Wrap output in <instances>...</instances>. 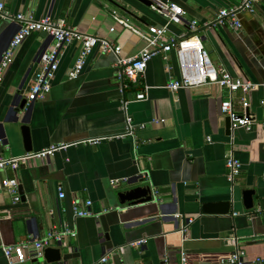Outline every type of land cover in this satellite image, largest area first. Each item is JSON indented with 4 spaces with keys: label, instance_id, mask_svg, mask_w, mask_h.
Here are the masks:
<instances>
[{
    "label": "crops",
    "instance_id": "crops-1",
    "mask_svg": "<svg viewBox=\"0 0 264 264\" xmlns=\"http://www.w3.org/2000/svg\"><path fill=\"white\" fill-rule=\"evenodd\" d=\"M0 1L9 13L0 17V56L20 27L12 18L18 13L33 14L36 19L65 17L80 32L119 43L121 57L137 54L145 42L116 16L142 30L168 21L163 12L141 0ZM164 1L175 2L186 11L183 22L169 24L168 36L187 33V22L197 20L196 35L214 65L258 86L230 93L218 84H205L173 93L166 85L181 76L174 50L167 59L153 56L138 82H133L121 77L116 55L103 53L99 47L90 54L82 73L70 79L81 46L66 44L51 92L35 101L30 111L32 151L123 133L126 114L135 124L146 126L136 128L134 136L71 145L53 156L32 159L18 170L3 169L0 180L17 178L21 199L14 202L3 185L0 187V213L7 212L0 216V264H9L3 246L20 241L31 242L23 264H94L106 254L111 264H182L183 254L187 264H227L235 250L233 237L245 252L246 264H264V2L257 3L254 12L242 14V25L236 28L230 19L220 26L209 24L220 9L242 0ZM48 42L42 32H33L4 71L0 156L28 152L21 133L23 124L8 120L9 107L19 91L27 95L38 68L37 56L50 46ZM140 92L146 98L136 100ZM229 97L239 112L246 98L257 123L251 130L234 131L235 154L243 167L234 183L233 211L205 213L206 203L232 198L225 164L232 129L227 128L221 113V103ZM140 173L148 177L152 201L120 204L117 198L109 200L116 188ZM59 187L65 193L63 198ZM250 188L256 190L255 207L248 210L242 192ZM87 200L92 201V215L77 216L74 207H85ZM189 219L193 221L188 225ZM187 225L186 233H181ZM64 228L77 235L62 242V262L48 263L44 254L33 257L34 241L51 229ZM143 238L145 244H131Z\"/></svg>",
    "mask_w": 264,
    "mask_h": 264
},
{
    "label": "built area",
    "instance_id": "built-area-1",
    "mask_svg": "<svg viewBox=\"0 0 264 264\" xmlns=\"http://www.w3.org/2000/svg\"><path fill=\"white\" fill-rule=\"evenodd\" d=\"M152 7L163 12L168 21L163 26L150 25L147 30H142L134 26L128 19L122 16H116L117 21L124 27L134 30L145 42V46L135 55L129 57H121L122 46L108 38L99 35H90L80 32L70 26L65 17L57 19L51 16H46L40 19L33 17V14L18 13L13 19L19 23L20 27L17 33L10 41L7 49L3 53L0 61V83L3 81L4 71L14 61L16 49L22 42L33 32H47L54 37L53 43L41 54L38 68L34 74L33 81L27 92L29 102L43 100L51 92L53 82L56 78L57 71L60 65V56L66 44L77 43L81 46L78 59L69 71V78H77L83 71L90 54L94 48L99 47L103 53H113L117 57V63L121 68L120 74L124 78L126 76L133 82H138L139 78L144 74L148 61L156 55H163L168 58L170 51H175L177 54L180 73L179 79L171 80L166 87L175 92L180 89L196 88L205 84H218L221 87L227 88L230 93L242 89L244 92L257 87L258 85L249 80L242 81L233 77V75L225 67H217L212 62L207 49L202 45L201 38L196 35L199 28L197 20L193 19L187 22L188 32L175 37L168 36V26L172 22L181 23L184 21L186 11L175 2L164 0H151ZM264 2V0H242L238 5L231 8H222L219 10L216 21L224 24L227 19L231 20V24L236 28L241 27V23L237 19V15L242 12H254L256 4ZM9 16L6 10L5 3L0 1V17ZM115 28H111L113 32ZM146 98L145 92H140L136 96V100ZM244 108L241 112L234 108L232 97L223 100L221 103V112L224 116L230 117L233 129L251 130L254 124L257 123L255 115L248 112L249 103L246 98H243ZM158 121V120H156ZM145 124H135L132 116L126 114V128L123 133L97 136L85 139L83 141L72 143H57L39 150L29 151L21 155L3 157L0 156V172L3 169L11 168L18 170L22 165L28 164L32 159L47 158L55 155L56 152L64 150L71 145L79 143L99 144L105 140L114 138H123L125 136L135 135L136 128H145ZM225 164L227 169V178L233 184L238 179L242 172L243 163L235 154L234 141H230V147L225 155ZM114 182V181H113ZM2 185L6 191L13 197L14 202L21 199L19 191V181L15 177H7L2 180ZM60 198L65 196L62 187H59ZM85 207L76 205L74 207L77 216H90L92 211L90 205L91 200L85 202ZM193 219H189L191 223ZM187 226H183L180 230L185 234ZM77 233L70 228L51 229L47 231L38 240L33 242L34 254L33 257H38L44 254V249L54 244H59L68 236H76ZM235 246L232 255L226 260L227 264H246L245 252L239 247L238 238H230ZM147 242V239H140L132 245L141 246ZM31 245L29 241H20L18 243L4 245L3 250L8 259L9 264H23L27 259L26 248ZM94 264H111L108 254L102 256ZM182 264H187L185 254L182 256Z\"/></svg>",
    "mask_w": 264,
    "mask_h": 264
},
{
    "label": "water",
    "instance_id": "water-1",
    "mask_svg": "<svg viewBox=\"0 0 264 264\" xmlns=\"http://www.w3.org/2000/svg\"><path fill=\"white\" fill-rule=\"evenodd\" d=\"M141 1L144 2L145 4L149 5V6L152 5L151 0H141ZM247 12L252 13L250 11H247ZM244 13L245 12H242V13H239L237 15V19L241 23V25H242V22L240 21V19H241L242 14H244ZM12 18H14V17H12ZM209 25H219L220 26L223 24H220L216 20H214V22H212ZM42 34H43V36H46L49 39L48 44L51 45V43L54 40V37L52 35L48 34L47 32H44V31L42 32ZM6 49H7V47L4 49V51ZM46 49L47 48L45 47L39 52V54L37 56L38 60H40L41 54ZM2 57H3V54L0 56V61H1ZM186 89H189V88H186ZM171 92H173V91H171ZM175 92H177V91H175ZM34 102L35 101L29 102L27 99V95L22 90V91H19L15 95V98L13 99V101L11 102L10 107H9L8 120H10L11 122H14V123L21 122L23 124L21 126V133H22V136H23V139L25 142L26 151H28V152L33 150L32 137H31L30 127L28 125L29 124L28 119H29L30 111L32 109ZM248 112H250L249 109H248ZM222 115H223V113H222ZM224 117H226L227 128L229 130L232 129L230 132V135H231L230 141H232V139H234V131L237 129L232 128V121H231L230 117H228V116H224ZM6 141L7 140L5 139L4 144H7ZM22 166H24V165H22ZM147 178H148L147 175L140 173L139 175L135 176L133 179H129L128 181H126V183L121 184L119 186V188H116V190H115L116 192L113 191V193H111V197H109L110 198L109 200L113 201V199H115V200L118 199L117 202L120 204H125V203L139 204V203L152 201V199H154L153 190L151 188V185L149 183H147ZM235 186L236 185L233 183L232 184V193H231L232 198L231 199L221 201V202L206 203L204 205V212L205 213H221V214L231 213V211H233V209H234L233 208V206H234L233 205V203H234L233 196H234V194H236L235 193ZM0 187H2V180H0ZM20 189H21V187H20ZM242 193H243V200H244L245 208L248 210L253 209L255 207L254 196L256 194V190L251 189V188L250 189H244ZM5 215H7V212L0 213V216H5ZM44 257L48 263H56V262L60 263V262H62L64 259L62 243H59V246H48V247H46L44 249Z\"/></svg>",
    "mask_w": 264,
    "mask_h": 264
}]
</instances>
